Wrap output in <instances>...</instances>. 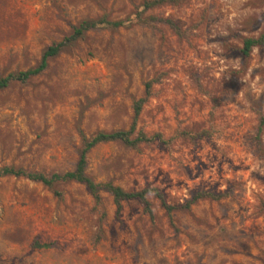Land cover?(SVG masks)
Returning a JSON list of instances; mask_svg holds the SVG:
<instances>
[{
  "label": "rangeland",
  "instance_id": "374dc122",
  "mask_svg": "<svg viewBox=\"0 0 264 264\" xmlns=\"http://www.w3.org/2000/svg\"><path fill=\"white\" fill-rule=\"evenodd\" d=\"M151 1L0 0L2 77L35 68L83 21L127 22L0 90V169L73 171L83 137L129 130L153 81L132 138L161 140L99 144L86 175L171 205L221 197L169 218L150 196L153 219L126 201L116 220L107 192L97 205L82 184L0 177V264H264V43L241 53L264 34V0Z\"/></svg>",
  "mask_w": 264,
  "mask_h": 264
},
{
  "label": "trees",
  "instance_id": "16d2710c",
  "mask_svg": "<svg viewBox=\"0 0 264 264\" xmlns=\"http://www.w3.org/2000/svg\"><path fill=\"white\" fill-rule=\"evenodd\" d=\"M166 0H154L148 2L145 6L147 9L152 8L158 4H162ZM167 24L174 29L177 33H180L176 29L175 25L171 21H166ZM126 21H116L108 22L105 20L90 21L86 20L81 22L77 27L73 29V32L70 36L64 38L61 42L53 43L47 47L40 58L38 65L35 68L28 69L26 71H20L17 73H10L6 76H0V90L8 88L12 83L17 82L20 84H26L30 79L42 74L48 67V63L51 59L58 56L64 48L74 44L78 40H81L84 35L89 32L97 29L99 26H108L110 28L116 29L121 28L126 25ZM264 43V34L261 35L258 39H246L243 43V49L241 53L243 56H249L251 50L260 46ZM153 84V81L146 84L145 95L143 98L137 100L133 105L134 117L129 130H118L110 133L99 132L91 138L83 137L82 150L79 154V158L76 164V167L71 172H66L64 174H52L50 176L28 172L23 169H15L10 167H5L0 169V177H15V178H24L32 182L41 183L42 185L52 188L54 184L59 182H75L82 184L86 187L91 197L97 205L101 204V192H107L111 195L113 199V204L115 206V219L120 220L122 213V203L126 201H136L143 208L144 214H147L150 219H153V212L149 197L153 196L159 202L161 207L165 210L169 218L174 211L179 210H189L190 207L202 199H212L218 200L221 196H215L209 193H198L190 201L182 205H171L167 202L166 198L162 192L156 188H145L140 191H125L120 187L114 186L111 183H96L91 178L86 175L87 168V155L89 152L98 146L99 144L108 143V142H121L124 145L136 149L140 143H152L155 140H161L159 134L147 137L144 133H139L134 138H132L138 117L142 111L144 104L147 102L150 97V88ZM264 125V118L261 120V126ZM57 194V193H56ZM48 245H44V248H47Z\"/></svg>",
  "mask_w": 264,
  "mask_h": 264
}]
</instances>
